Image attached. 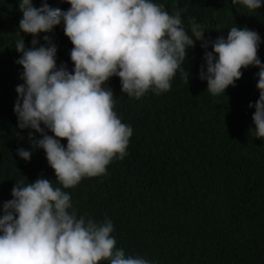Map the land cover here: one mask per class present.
<instances>
[{
	"label": "trees",
	"instance_id": "trees-1",
	"mask_svg": "<svg viewBox=\"0 0 264 264\" xmlns=\"http://www.w3.org/2000/svg\"><path fill=\"white\" fill-rule=\"evenodd\" d=\"M20 2L0 0V208L12 199L16 182L26 185L43 177L61 186L45 151L34 148L29 139L30 132L35 139L41 134L20 128L14 111L16 88L24 83L23 67L17 63L22 53L15 43L21 36L25 47H32L33 39L19 27ZM154 2L170 14L183 9L182 23L190 36L193 18L212 40L226 38L234 26L257 31L258 56L264 64V0L255 10L232 0ZM43 3L70 8L67 0H32L37 8ZM63 29L62 21L52 31L41 32L36 47L54 46L57 66L72 71L73 45ZM204 52L196 41L181 64L189 82L178 70L170 90L159 94L129 96L122 93L120 78L111 77L107 87L115 95L114 110L133 129L127 154L113 159L106 174L83 178L63 190L78 217L99 223L111 219L116 247L126 255L151 264H264V139L255 137V108L249 107L259 98V68L242 69L235 86L212 95L200 78ZM61 142L67 144L66 139ZM19 148L31 151L29 161L17 154Z\"/></svg>",
	"mask_w": 264,
	"mask_h": 264
},
{
	"label": "clouds",
	"instance_id": "clouds-1",
	"mask_svg": "<svg viewBox=\"0 0 264 264\" xmlns=\"http://www.w3.org/2000/svg\"><path fill=\"white\" fill-rule=\"evenodd\" d=\"M67 10L47 3L34 7L21 0L20 29L31 34L32 47L23 37L15 43L22 53L24 83L16 88L14 106L19 127L40 133L29 139L42 148L55 172L51 179L38 178L26 185L16 182L12 199L0 208V264H151L145 258L126 255L116 247L111 219L102 223L79 216L73 209L68 189L83 178L106 174L113 159H123L133 129L114 110L115 95L107 82L113 76L121 81L122 93L139 98L148 91L170 90L177 71L189 82V72L181 68L188 50L196 41L205 49L200 78L207 81L212 95L235 86L242 69L257 72L259 98L252 120L255 137L264 139V64L258 56L260 35L247 27H231L227 37L206 38L193 18L191 33L185 30L181 12L170 14L154 0H67ZM255 10L262 0H232ZM63 21L64 34L73 47L72 71L56 62V48L40 46L37 37L50 32ZM195 37V39H193ZM48 39V37H45ZM211 45L212 50L208 51ZM206 67V70H205ZM22 101V103H21ZM43 125V127L41 126ZM49 130L53 135L47 133ZM66 139L67 144L61 141ZM25 161L31 151L17 149Z\"/></svg>",
	"mask_w": 264,
	"mask_h": 264
}]
</instances>
